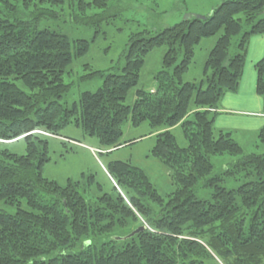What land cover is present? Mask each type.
I'll list each match as a JSON object with an SVG mask.
<instances>
[{
	"label": "trees",
	"instance_id": "16d2710c",
	"mask_svg": "<svg viewBox=\"0 0 264 264\" xmlns=\"http://www.w3.org/2000/svg\"><path fill=\"white\" fill-rule=\"evenodd\" d=\"M109 1L76 5L84 14ZM262 14L264 0H223L204 19L193 16L150 37L146 30L133 33L123 71H92L102 85L68 106L61 102L70 90L64 76L89 51V40L38 28L42 18L58 12L36 0H0V201L16 207H0V264H218L210 249L227 264H264V152L245 154L230 132L215 126L222 97L240 87L250 39L264 35ZM211 36L217 38L203 77L189 80L196 46ZM162 46L157 86L138 89L133 105L125 104L147 55ZM255 67L264 104V57ZM127 120L134 127L147 122L150 133L159 132L151 155L176 186L166 196L130 160L108 162L115 192L95 199L83 195L81 181L61 185L43 175L49 140L38 130L59 135L74 124L98 139L100 153L110 154L137 141H121ZM176 127L186 145L179 143ZM256 134L264 144V127ZM21 139L24 154L1 144ZM223 154L240 157L214 174L212 158ZM237 173L242 184L225 187V177ZM198 186L211 188L212 200L199 199ZM142 225L146 229L130 238L115 237L118 230Z\"/></svg>",
	"mask_w": 264,
	"mask_h": 264
},
{
	"label": "rangeland",
	"instance_id": "374dc122",
	"mask_svg": "<svg viewBox=\"0 0 264 264\" xmlns=\"http://www.w3.org/2000/svg\"><path fill=\"white\" fill-rule=\"evenodd\" d=\"M78 1L64 0V4L58 5L55 3L60 2L48 0L42 3L36 0L39 5L58 12L56 17L42 18L38 22V28L56 29L67 34L73 40L87 39L90 42V48L86 55L75 58L65 73V82L70 84V90L61 99V102L68 106L78 102L82 92L96 91L102 85V78L91 76L92 71L111 70L118 73L123 71L126 64L127 43L131 34L146 30L148 31L146 36L150 37L158 31L190 17L207 16L223 0H110L108 7L90 6L84 14L77 8ZM76 15L78 16L76 17ZM262 16L264 14L260 15V17ZM84 17L85 20H82L81 18ZM216 38L217 36L204 38L196 46L194 62L187 73L189 80L196 79L199 82L203 77L205 61L213 47H209V39L216 40ZM165 52L166 47L162 46L155 48L147 55L141 69L139 83L130 90L125 104L133 105L138 89L150 90L157 86L155 74L162 68ZM18 84L24 90L29 91L21 82ZM82 131L74 124L67 126L59 135L38 130L49 140L50 161L43 167L45 177L55 180L61 185L68 184L70 180L81 181L84 185L80 188L83 195L87 199H95L105 192H115L113 180L106 169L108 162L130 160L134 165L146 171L150 181L161 195L166 196L176 188L168 168L151 155L155 143L154 135L137 139L132 144L129 142L113 149L110 154L108 152L106 154L105 152L100 153V149H98L100 144L96 137L86 136ZM123 131L121 141H126L148 134L152 128L147 122L139 127H134L132 122L127 120L123 125ZM173 132L179 143L186 145L181 127L174 128ZM234 137L244 147L245 154L264 152V144L257 139V134L255 136L254 134H239ZM1 144L17 154L26 152V142L23 139L18 141L2 140ZM239 157L228 154L213 156L214 174L222 173L226 168L232 166ZM92 176H94V180L92 178L89 183ZM241 176V173L236 174L237 179L232 175L226 176L224 186L228 189L237 188L243 182ZM196 196L199 199L212 200V189L198 186L196 187ZM0 207L8 212L16 211L15 206H10L2 201H0ZM136 229L138 228L130 226L124 230H118L115 237L122 239ZM210 251L218 264H227L212 249Z\"/></svg>",
	"mask_w": 264,
	"mask_h": 264
},
{
	"label": "crops",
	"instance_id": "0c3cea01",
	"mask_svg": "<svg viewBox=\"0 0 264 264\" xmlns=\"http://www.w3.org/2000/svg\"><path fill=\"white\" fill-rule=\"evenodd\" d=\"M209 47L214 40L209 39ZM264 57V35H254L248 46L247 61L237 92L226 93L219 105L215 126L232 136L255 134L264 127V104L256 91V63ZM155 87V86H154ZM154 87L152 89H154ZM159 132L145 134L138 139L156 135ZM235 138V137H234Z\"/></svg>",
	"mask_w": 264,
	"mask_h": 264
},
{
	"label": "water",
	"instance_id": "95a60500",
	"mask_svg": "<svg viewBox=\"0 0 264 264\" xmlns=\"http://www.w3.org/2000/svg\"><path fill=\"white\" fill-rule=\"evenodd\" d=\"M197 17L202 18V19L206 18V16H197ZM145 229H146V226L142 225L138 229H136L133 233H131L130 235H128L127 237H124L122 239L130 238V237L134 236L135 234H137V233H139V232H141V231H143Z\"/></svg>",
	"mask_w": 264,
	"mask_h": 264
}]
</instances>
